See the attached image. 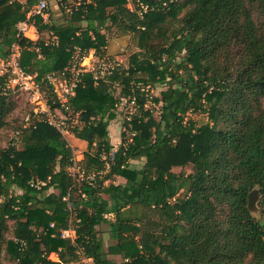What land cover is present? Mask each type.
I'll use <instances>...</instances> for the list:
<instances>
[{
  "label": "trees",
  "instance_id": "1",
  "mask_svg": "<svg viewBox=\"0 0 264 264\" xmlns=\"http://www.w3.org/2000/svg\"><path fill=\"white\" fill-rule=\"evenodd\" d=\"M33 3L0 0V56L21 46L20 65L37 75L53 111L60 105L44 78L77 53L106 55L116 33L136 37L138 52L105 82L83 75L62 109L82 122L73 131L88 144L92 184L70 175L72 148L48 123L30 117L23 147L0 148V256L12 264H73L80 251L93 264H264V0H81L38 18L35 41L16 31ZM139 82L166 86L154 98L160 120L144 109ZM134 93L142 107L123 119L115 163L100 177L117 104ZM15 103L0 89V132ZM190 113L208 121L198 126ZM139 160L144 166L133 167ZM187 166L189 174L173 171ZM115 178L125 184H105ZM255 188L261 218L248 208ZM102 225L111 228L108 247ZM69 228L74 243L61 237Z\"/></svg>",
  "mask_w": 264,
  "mask_h": 264
},
{
  "label": "built area",
  "instance_id": "2",
  "mask_svg": "<svg viewBox=\"0 0 264 264\" xmlns=\"http://www.w3.org/2000/svg\"><path fill=\"white\" fill-rule=\"evenodd\" d=\"M29 1H33L34 3L28 6L29 10L26 19L16 25L17 37L20 38H27L32 41L37 40V19L42 18L45 21L48 20L52 4L60 5L65 8L67 12H71V7L68 5L67 0H22V3H28ZM80 1L75 3L74 6L79 5ZM55 39L54 37L53 40ZM21 52V46L18 43H14L10 47L7 57L4 58L0 56V89L5 95L13 94L19 97L23 96L26 99L28 105H30V111L25 119L26 121L32 117L33 120L48 123L50 126L56 128L65 139L67 135L75 137L73 130L77 126L81 127L82 122L80 119L69 120L70 123H67L66 118L57 120L55 118V112H62V109L68 110V104L70 99L76 94L78 85L81 82V77L85 74H90L97 84L100 81H107L114 72L121 67V62L118 59L100 55L96 53L95 50H91L88 55L83 57H80V54L77 53L64 72L59 74H48L44 78L45 81L52 85L53 94L60 105L59 109L53 111L48 103L46 92L42 89V84L37 80V75L28 74L21 67ZM136 88L139 90L140 94L144 96V109H149V105L152 104L154 100L153 86L151 84L139 82L136 83ZM141 107L136 93L130 98H121L117 104V110L124 114L123 118L128 122ZM26 127L27 125L24 126V128ZM133 136L134 134H132L128 142L132 141ZM20 138L21 131H18L13 136L11 145L16 146ZM94 146H96V144H94ZM118 149L119 148H113L112 152L109 154L104 151L102 152L101 157L105 162V168L102 172L98 173V176L102 177L109 173L112 165L115 163V153ZM72 151V164L69 167L70 175L78 182L87 181L92 184L96 175H87L83 166L87 150L76 152L72 148ZM30 184L37 189L46 185L45 182L38 179H33ZM64 200L68 201V198H64ZM106 218L111 219L112 215H106ZM51 226L53 227V225ZM61 237L66 240H71L72 243L77 239L76 232L73 228L62 231ZM79 255V260L73 264H87V262L93 264V260L85 257L82 251L79 252Z\"/></svg>",
  "mask_w": 264,
  "mask_h": 264
},
{
  "label": "rangeland",
  "instance_id": "3",
  "mask_svg": "<svg viewBox=\"0 0 264 264\" xmlns=\"http://www.w3.org/2000/svg\"><path fill=\"white\" fill-rule=\"evenodd\" d=\"M19 2L22 3V0H18ZM80 0H67L68 5H74L75 3H77ZM81 2V1H80ZM54 6V4L51 5V7ZM129 6L132 8L131 3H129ZM56 15V14H55ZM57 18V17H56ZM111 40L114 38H121V37H127L129 38V41L127 43V46L125 48V51L123 54H121V56L123 55L122 59H120L121 65L123 66H128L129 64V59L130 57L135 54L136 52H138V47H137V39L136 37L132 36V35H120L119 33L116 34H112L111 36ZM166 88V86H161V85H156L155 87H153V96L154 98L159 96L161 94V92ZM14 101H16L15 103V107L14 109L9 113L7 121L9 126L7 128H5L4 130H2L0 132V148H7L9 145H11L12 143V139L13 136L15 135L16 132L21 131V127L23 126V124L25 123V118L28 115L29 111H30V105H28L26 99L23 96H17V95H13ZM149 109L151 110L153 116L157 119L160 120L161 116H162V110H161V105L160 104H155L154 100L152 102V104L149 105ZM118 114H119V119L117 121L118 124L123 123V117L124 114L122 112H119L117 110ZM55 118L57 120H61L62 118H66L67 119V123H70L69 120H76L79 119V116H74V117H68L64 112H60L57 111L55 112ZM189 119H192L194 122H196V124L198 126L206 123L208 121L207 115L202 114V113H190L188 115ZM22 124V126H21ZM26 124H24L25 126ZM23 126V128H24ZM122 129V128H120ZM22 138V137H21ZM21 138L18 140V143L16 145L17 148H22L23 147V141H21ZM66 140L68 141L69 145L73 148L74 151H83V150H88V144L86 142V144H81L79 143V141L77 140V138L72 137L67 135L66 136ZM145 164L144 160H139V161H135L132 162V166L133 167H143ZM173 171L175 173H185V174H189L192 172L191 167L187 166L184 169L182 168H174ZM107 183L105 184H111V182L115 185L121 184L122 183V179L121 178H115L112 181H106ZM184 194V193H182ZM258 205V204H257ZM259 208V207H258ZM257 218H261L260 217V212H258L256 214ZM12 223H9V227H11ZM101 233H102V238L104 239L105 245L108 247L110 245H112L114 243V240L112 238V234H111V228L108 225H102L100 227ZM7 238H11V234H8ZM116 261L119 262V259H115ZM0 264H12V262L9 260V258L5 255L2 254L0 256ZM77 264V263H76ZM81 264V263H80ZM87 264H91L89 262H87Z\"/></svg>",
  "mask_w": 264,
  "mask_h": 264
},
{
  "label": "crops",
  "instance_id": "4",
  "mask_svg": "<svg viewBox=\"0 0 264 264\" xmlns=\"http://www.w3.org/2000/svg\"><path fill=\"white\" fill-rule=\"evenodd\" d=\"M88 1H90V0H88ZM128 41H129V38H127V37L114 38V39L110 40L108 45H107L106 56L116 58L120 61V59H122V57H123V55L121 56V54L124 53ZM117 121H118V119L111 121L110 126H109L111 143H112L113 148H119L121 141H122L121 140L120 124H118ZM78 141L81 144L85 143L82 140H78ZM121 179H122L121 184H125V180L123 178H121ZM112 218H113V216H112ZM51 259L54 261H58V257L55 254L51 255ZM114 259H117V258H114Z\"/></svg>",
  "mask_w": 264,
  "mask_h": 264
},
{
  "label": "water",
  "instance_id": "5",
  "mask_svg": "<svg viewBox=\"0 0 264 264\" xmlns=\"http://www.w3.org/2000/svg\"><path fill=\"white\" fill-rule=\"evenodd\" d=\"M259 200H260V192L259 189L255 188L250 192L248 198V202H249L248 208L254 217H256V214L259 212V208L257 205Z\"/></svg>",
  "mask_w": 264,
  "mask_h": 264
}]
</instances>
